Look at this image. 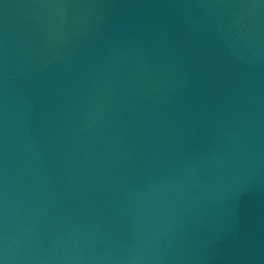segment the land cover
Listing matches in <instances>:
<instances>
[{
  "label": "water",
  "instance_id": "95a60500",
  "mask_svg": "<svg viewBox=\"0 0 264 264\" xmlns=\"http://www.w3.org/2000/svg\"><path fill=\"white\" fill-rule=\"evenodd\" d=\"M0 264H264V0H0Z\"/></svg>",
  "mask_w": 264,
  "mask_h": 264
}]
</instances>
